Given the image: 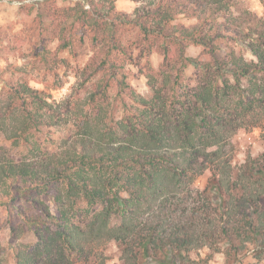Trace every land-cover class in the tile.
I'll use <instances>...</instances> for the list:
<instances>
[{
	"label": "trees",
	"instance_id": "obj_1",
	"mask_svg": "<svg viewBox=\"0 0 264 264\" xmlns=\"http://www.w3.org/2000/svg\"><path fill=\"white\" fill-rule=\"evenodd\" d=\"M83 1L94 12L87 13L81 2L73 11L93 31L92 40H109V49H119L121 32L100 23L96 13L112 0ZM133 1L140 5L130 20L121 21L137 26L147 56L155 50L162 57L147 75L151 96L143 99L129 89L135 108L117 120L104 116L100 99H89L70 144L42 159L14 161L0 147V204L24 196L55 224L54 231L44 230L38 219H27L21 207L15 208L26 224L36 225L48 264L63 262L64 251L79 255L85 246L109 242L117 244L124 264H197L190 253L206 247L209 260L222 242L231 250L227 261L252 251L256 264H264V171L250 167L247 183L232 178L225 151L230 137L245 127V116L255 106L264 110V7L259 18L247 12L253 18L244 27L233 18L234 0ZM179 15L197 24H172ZM61 38L59 48L65 49L69 42ZM226 39L241 43L253 59L233 47L218 53ZM191 45L202 48L197 59L185 56ZM105 55L99 66L107 63ZM188 66L196 77L192 89L180 81ZM40 94L24 83L13 89L9 98L22 104L0 112V132L7 140L27 141L30 130L52 126L60 115L58 106L52 110ZM210 165L207 186L191 189ZM49 192L56 216L41 200ZM80 202L87 219L74 211Z\"/></svg>",
	"mask_w": 264,
	"mask_h": 264
},
{
	"label": "rangeland",
	"instance_id": "obj_2",
	"mask_svg": "<svg viewBox=\"0 0 264 264\" xmlns=\"http://www.w3.org/2000/svg\"><path fill=\"white\" fill-rule=\"evenodd\" d=\"M234 1L233 18L240 21L241 26L248 25L247 20L252 16L259 18L263 15L264 3L260 0ZM76 2H81L87 13L94 12L91 5L83 0H0V112L5 111L8 105L11 109L21 108L22 99L9 98L13 96V89L21 83L41 93L40 96L51 104L52 110L57 106L60 109V115L54 117L52 126L30 130L27 141L20 139L15 144L0 132V147L14 161L42 159L46 154L61 152L66 143L69 145L73 140L80 121L89 111L88 103H92L89 99H100L97 102L104 106V116L117 120L130 115L135 108L129 89L143 99L151 96L147 75L157 70L162 57L155 50L147 56L142 50L137 26L121 21L130 20L140 2L112 0L96 12L101 13L100 17L98 15L100 23L107 22L119 29L117 33L121 32V47L117 50L108 48L109 40H92L93 31L84 21L77 19L73 11ZM172 24L190 27L197 24V20L179 15ZM61 37L69 42L65 49L59 48L64 43ZM237 44L232 39H226L218 44V53L225 54L229 47H233L237 52L244 53L247 59H253L241 43ZM201 54L200 46L191 45L185 49V56L189 58L197 59ZM103 55L107 63L99 66ZM180 81L183 87H194L196 77L192 66L184 69ZM245 118L248 120L245 127L230 137L225 151L230 156L231 177H239L247 183L252 176L250 167L264 171V110L255 106ZM212 173L213 166L210 165L190 188L203 190ZM51 195L49 192L41 196V200L56 216ZM4 203L0 204V264H23L20 263L22 258L30 259L31 264H48L50 258L43 243L36 237L38 230L35 227L39 225L44 230L48 227L54 231L55 224L41 217L24 196L15 199L14 204L7 200ZM261 204L264 205V198ZM84 205L80 202L74 206L76 215H81ZM16 207H21L27 219H38L36 225L26 224L28 220L24 222L16 214ZM82 215L88 218V215ZM221 247L222 250L212 254L209 260L205 259L210 253L206 247L190 253V260L197 264L257 263L252 251L246 252L234 263L227 261L225 253L231 250L224 242ZM63 257V262L57 264H124L119 247L113 242L85 246L79 255L64 251ZM203 260L206 261L202 263Z\"/></svg>",
	"mask_w": 264,
	"mask_h": 264
}]
</instances>
